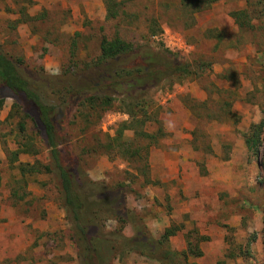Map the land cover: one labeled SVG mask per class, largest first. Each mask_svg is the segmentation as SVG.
<instances>
[{"label": "rangeland", "instance_id": "obj_1", "mask_svg": "<svg viewBox=\"0 0 264 264\" xmlns=\"http://www.w3.org/2000/svg\"><path fill=\"white\" fill-rule=\"evenodd\" d=\"M205 2L115 0L112 19L106 0H0V50L50 78L92 65L102 39L116 36L190 63L194 76L143 97L159 121L143 130L157 143L131 128L113 143L129 121L119 99L106 111L70 109L63 156L79 159L95 183L125 184L127 238L142 230L158 241L175 226L169 246L187 254L177 264H264V132L258 149L248 145L264 118V0H219L202 10ZM240 11L247 17L238 24L232 14ZM23 147L30 153L13 162ZM36 163L49 166V149L7 98L0 107V264H79L56 177L21 174L20 165ZM117 225L106 221L108 231ZM114 264L163 263L124 253Z\"/></svg>", "mask_w": 264, "mask_h": 264}, {"label": "trees", "instance_id": "obj_2", "mask_svg": "<svg viewBox=\"0 0 264 264\" xmlns=\"http://www.w3.org/2000/svg\"><path fill=\"white\" fill-rule=\"evenodd\" d=\"M114 1L106 0L108 16L112 19L118 17ZM185 1L188 0H182ZM217 1L207 0L202 10ZM232 16L238 24L247 17L244 11ZM157 31L152 29V36ZM100 48L101 55L92 65L56 78L39 75L23 61L13 60L0 50V107L7 98H12L33 121L50 155L49 166L24 164L19 169L23 176L47 173L56 177L79 264H114L124 253H135L163 264H177L178 258H187L186 253L174 252L169 246V240L177 235L178 228H167L158 241L142 230L136 231L133 238H127L124 235L130 223V212L126 207L127 187L125 184L107 187L91 181L79 159L70 152H67L68 158H64L62 134L71 108L79 105L106 111L114 101L121 99V109L128 114L129 121L123 123V129L117 132L113 143H119L128 128L134 129L138 137L157 143L155 135L143 130L147 123L159 122L148 110L143 97L167 82H172V86L183 83L195 75L193 66L170 61L164 54L144 50L119 36L111 40L103 38ZM263 132L264 118L257 133L248 140L249 147L259 148ZM122 146L125 145H119ZM23 153L28 154L30 150L23 147L15 152L13 162ZM110 219L118 224L113 231L106 228V221Z\"/></svg>", "mask_w": 264, "mask_h": 264}]
</instances>
